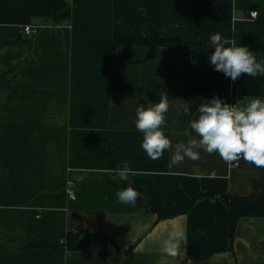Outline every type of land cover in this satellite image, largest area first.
I'll return each mask as SVG.
<instances>
[{"label": "crops", "instance_id": "obj_1", "mask_svg": "<svg viewBox=\"0 0 264 264\" xmlns=\"http://www.w3.org/2000/svg\"><path fill=\"white\" fill-rule=\"evenodd\" d=\"M51 4L0 0V264H264V218L240 217L228 237L229 218L264 200V168L203 150L170 167L172 153L149 158L135 127L137 106L164 92L163 130L187 142L201 104L264 100V75L233 82L210 63L215 46L157 47L152 57L113 46L146 35L204 44L219 33L264 62V0H68L55 23ZM125 161L140 175L121 180ZM129 186L141 193L135 205L117 196ZM201 193L212 195L158 219ZM173 229L186 235L175 257L163 249ZM75 231L96 237L68 250Z\"/></svg>", "mask_w": 264, "mask_h": 264}, {"label": "clouds", "instance_id": "obj_2", "mask_svg": "<svg viewBox=\"0 0 264 264\" xmlns=\"http://www.w3.org/2000/svg\"><path fill=\"white\" fill-rule=\"evenodd\" d=\"M232 31H236L235 25ZM209 43L215 46L210 63L233 82L242 74L251 77L264 75V62H258L248 47L237 46L234 38L226 40L217 33L210 37ZM226 44L231 46L226 47ZM159 95L158 103L149 102L147 106L140 104L136 108L135 127L143 133L141 147L149 158L158 160L165 151H170L171 167L183 163L185 158L199 160L200 151L203 150L210 155L218 154L226 163L243 159L257 168H264V100L252 98L246 106L240 107L214 97L209 100L210 103L201 104L198 116L188 122L196 137L186 130L187 142L173 145L163 130L170 108L169 97L164 92ZM179 109L191 116L189 102L183 100ZM115 172L121 180L140 175L129 167L127 161L122 167L118 166ZM140 195L132 186L117 192L119 201L124 204L135 205ZM182 242H186L185 233L173 229L163 240V249L169 256L175 257L180 252Z\"/></svg>", "mask_w": 264, "mask_h": 264}, {"label": "trees", "instance_id": "obj_3", "mask_svg": "<svg viewBox=\"0 0 264 264\" xmlns=\"http://www.w3.org/2000/svg\"><path fill=\"white\" fill-rule=\"evenodd\" d=\"M68 8V0H52V4L49 10L48 18H50L54 23L57 22L59 19L62 18L61 12L65 11ZM121 45H135V46H146L149 47L150 50V56L152 57L154 55V50H156L157 47H176V46H188L193 47L198 50H204L210 47V43H204V44H189L186 45L184 43L180 42H174V41H168L160 38H156L150 35H146L143 38H125L120 40L118 43L114 44L113 46H121ZM212 193H201L199 195H196L195 197L191 198L186 202V204L181 208V210L175 214L172 215H163L159 214L158 219H164L166 218H172L177 215L185 214L189 211V209L197 203L198 200L201 198L210 196ZM251 209L245 211L238 217H230L228 220V237L230 242L233 240V234L234 229L236 226V223L238 219L241 217H252V218H264V200L257 201ZM94 234H90L87 232L82 231H75V232H69L67 233L65 242L62 243V245L68 249V250H75L80 251L85 248H87L92 241L95 239ZM41 248V247H40Z\"/></svg>", "mask_w": 264, "mask_h": 264}, {"label": "built area", "instance_id": "obj_4", "mask_svg": "<svg viewBox=\"0 0 264 264\" xmlns=\"http://www.w3.org/2000/svg\"><path fill=\"white\" fill-rule=\"evenodd\" d=\"M253 13H255V15H253ZM256 17H257V13H256V12H252V13H250V18L255 19ZM23 33H24L25 35H33V34L36 33V29L27 26V27H24V29H23ZM229 165H230L231 167H236V166L238 165V161H234V162H232V163H229ZM66 195H67V197H69L68 199H70V200H74V198H75V197H74V192H73L70 188H68V189L66 190Z\"/></svg>", "mask_w": 264, "mask_h": 264}]
</instances>
